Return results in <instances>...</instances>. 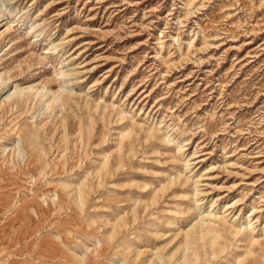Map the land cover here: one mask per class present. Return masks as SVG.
<instances>
[{
  "label": "rangeland",
  "instance_id": "374dc122",
  "mask_svg": "<svg viewBox=\"0 0 264 264\" xmlns=\"http://www.w3.org/2000/svg\"><path fill=\"white\" fill-rule=\"evenodd\" d=\"M0 264H264V0H0Z\"/></svg>",
  "mask_w": 264,
  "mask_h": 264
}]
</instances>
